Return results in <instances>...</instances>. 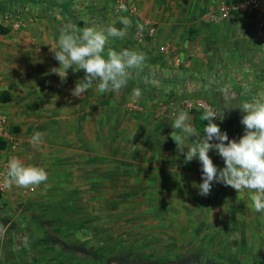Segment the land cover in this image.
<instances>
[{"label": "rangeland", "instance_id": "1", "mask_svg": "<svg viewBox=\"0 0 264 264\" xmlns=\"http://www.w3.org/2000/svg\"><path fill=\"white\" fill-rule=\"evenodd\" d=\"M236 1L0 0V17L12 12L21 21L0 34V92L8 91L14 112L32 109L49 144L30 159L47 171V181L0 191V264H264V212L251 207V191L213 183L201 196L193 187L201 183L200 163L184 161L173 140L179 130L171 128L172 113L180 108L190 117L199 102L217 110L214 76L222 75L212 66L194 80L180 63L197 68L238 60L239 88L223 85V93L243 97L247 86L254 96L264 95V54L237 34L231 18L219 16ZM120 17L130 20L127 34L110 38L105 55L108 49L140 51L146 59L139 69L160 80L147 82L134 69L117 92L89 89L74 97L71 90L84 71L69 69L65 78L52 72L59 63L49 45L68 21L78 30L113 21L122 28ZM40 29L47 31V63H30L28 50ZM168 33L184 42V51L158 50V35ZM28 75L34 78L31 98L24 86ZM185 76L190 83L182 87L176 79ZM134 87L142 90L135 102ZM236 112L223 118L221 131L228 135L237 130ZM8 129L19 142L13 157L22 139ZM209 155L224 166L218 155Z\"/></svg>", "mask_w": 264, "mask_h": 264}, {"label": "clouds", "instance_id": "2", "mask_svg": "<svg viewBox=\"0 0 264 264\" xmlns=\"http://www.w3.org/2000/svg\"><path fill=\"white\" fill-rule=\"evenodd\" d=\"M119 22L124 27H115L116 22L113 21L107 26L92 24L77 30L68 21L60 28L58 38L49 45L50 52L59 63L52 72L65 78L69 69L84 71L83 78L71 90L74 97H80L89 89L100 93L117 92L127 85L131 70L143 66L145 55L134 49H108L105 55V46L110 38L122 39L127 34L130 20L120 17ZM141 96L142 90L134 87L131 92L133 102ZM238 109L242 113L240 123L243 126V134L238 139H230L215 122L218 119L223 121V112L206 106L202 116L203 121H207L203 125V135L197 134L188 110L180 108L172 113L171 128L179 130V134L174 135L173 132V140L186 163L194 159L199 161L201 183L197 185L194 182L193 187L199 189L201 196L210 193L213 183L230 186L238 193L249 190L251 207L256 212H264V95L242 102ZM197 135L194 143L183 146L190 137ZM30 143L38 147L42 143V133L35 132ZM210 152L223 160V167L213 163ZM47 179L48 173L43 167L25 164L13 156L7 163L4 182L9 186L29 187L40 185Z\"/></svg>", "mask_w": 264, "mask_h": 264}, {"label": "crops", "instance_id": "3", "mask_svg": "<svg viewBox=\"0 0 264 264\" xmlns=\"http://www.w3.org/2000/svg\"><path fill=\"white\" fill-rule=\"evenodd\" d=\"M177 19V18H176ZM173 19V20H176ZM172 23L170 22L168 30L171 32L172 31ZM237 28V34L239 36H244L246 37V41L251 40V35L248 33V31L242 27H240L239 25L236 26ZM38 34L39 37L38 39H36L37 44H35L33 46V48H30L28 50V56L31 60H29L30 63H47V58H46V50L42 47L43 42L42 41H47L48 40V36L46 37V30H38ZM55 32V31H54ZM159 35L161 30L158 31ZM158 35V39L160 41L159 45H158V50L160 51H165L167 49H169V51L172 52H178V51H184V47L186 45H184V42L182 43L181 41L179 42L180 44H178V41H174L173 38H171L170 33L168 34H164L163 38H159ZM252 41V40H251ZM27 52V51H26ZM26 52H24L26 54ZM196 56L198 55V53L195 54ZM204 56L206 55L205 52L203 54ZM177 58V55L175 56ZM33 59V60H32ZM34 61V62H32ZM240 63H238V60H235L234 63H201L200 66H198L197 68L194 67V63H180V66L183 68L184 71L189 72V75H194L196 80V77L198 74H204L206 72L207 69H209L210 67L214 66L217 70H219V72L222 73V75H218L217 73V77L214 76V80L217 81V95L215 98V104L217 107L218 111L223 112V117L226 119L228 117V113L237 110L236 114H238L237 116V120H236V124L237 126V130L239 131H243V126L240 123L241 120V111L238 109V107L240 106V104L246 100L249 99H254V92L252 91L251 87H248L249 89L247 90V86L244 88V92L241 91L244 96L243 98L238 96V94H227V93H223L222 89L227 90L225 87H223V85H229V86H234L235 88H239V77H237V75L235 76V72L238 69ZM32 76V75H31ZM31 76L28 75V77L26 76L24 79V86H25V90L26 93L30 95V98L33 97L32 93L34 90V87L32 84H34L33 79ZM177 80V79H176ZM215 83V82H212ZM8 87H6L5 90ZM221 89V90H220ZM243 90V89H241ZM251 90V92L249 91ZM8 92V91H7ZM236 93L238 91H235ZM239 93V92H238ZM254 94V95H253ZM219 108V109H218ZM0 113H2L3 115L6 116L7 119V124L10 125V127H13L15 129V131H17L18 137L20 136V138L22 139V146H21V150L16 152L14 154L15 157L19 158L23 163L25 164H30L32 165L30 159H33V155L34 152L37 153V148H39L40 150H43L45 148L48 147L49 144L46 145L44 139H42V143L38 146V147H34L31 143H30V138L32 137V135L35 132H40V130H43V124H40L37 122V119L33 118V114H32V109L30 108V110H25V114H19L17 112H14V109L11 105V102H0ZM195 112L191 113V119L193 117ZM21 115V116H20ZM241 116V117H240ZM221 116V118H223ZM221 129L224 130V126L222 124V122L220 120H218L217 122ZM18 126L19 128H21L18 131ZM104 141H105V126H104ZM239 131V132H240ZM240 132V133H241ZM243 133V132H242ZM19 138V139H20ZM29 159V160H28ZM9 161V160H7ZM8 189H10V186L6 184V189L4 192L9 191Z\"/></svg>", "mask_w": 264, "mask_h": 264}, {"label": "built area", "instance_id": "4", "mask_svg": "<svg viewBox=\"0 0 264 264\" xmlns=\"http://www.w3.org/2000/svg\"><path fill=\"white\" fill-rule=\"evenodd\" d=\"M121 2L122 0H116ZM220 17H229L235 25L246 29L251 35V40L257 46V49L264 54V0H237L226 7L221 8ZM0 25L6 28L16 29L21 25L15 13L6 12L0 17ZM194 106V105H193ZM192 104H188V109L193 108ZM198 110H205V105L201 102L197 103ZM197 110V111H198ZM230 139H238L241 134L234 130L229 133ZM0 140L4 142V147L0 150L1 155L10 157L12 151L16 150L19 142L8 129L6 116L0 113ZM9 159V158H8ZM7 159V160H8ZM7 164L0 158V191L6 189L4 182Z\"/></svg>", "mask_w": 264, "mask_h": 264}, {"label": "trees", "instance_id": "5", "mask_svg": "<svg viewBox=\"0 0 264 264\" xmlns=\"http://www.w3.org/2000/svg\"><path fill=\"white\" fill-rule=\"evenodd\" d=\"M68 16L70 18H73V16L71 15V13H68ZM78 30V29H77ZM9 31V28L3 27L0 25V34H6ZM221 63V62H218ZM134 71V69H133ZM138 75L139 78H144L146 79L147 82L149 81H159L160 79H158V75L155 73L150 74L148 70L145 69H138L137 71H135ZM142 79V80H144ZM177 83L182 86L185 87L188 83H190V79H188V77H179L177 78ZM243 98V97H242ZM11 97L10 95L5 92V91H1L0 92V102H8L10 101ZM249 97L248 100L249 101ZM204 110H198L194 113L193 117H192V124L195 127V129L200 132L203 133V125L207 124V121H203L202 116H203ZM4 147V142L0 140V148Z\"/></svg>", "mask_w": 264, "mask_h": 264}]
</instances>
